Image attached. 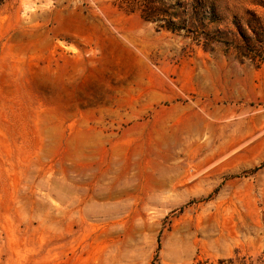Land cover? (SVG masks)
Returning <instances> with one entry per match:
<instances>
[{
    "label": "rangeland",
    "instance_id": "obj_1",
    "mask_svg": "<svg viewBox=\"0 0 264 264\" xmlns=\"http://www.w3.org/2000/svg\"><path fill=\"white\" fill-rule=\"evenodd\" d=\"M124 1L0 0V264H264V0Z\"/></svg>",
    "mask_w": 264,
    "mask_h": 264
},
{
    "label": "trees",
    "instance_id": "obj_2",
    "mask_svg": "<svg viewBox=\"0 0 264 264\" xmlns=\"http://www.w3.org/2000/svg\"><path fill=\"white\" fill-rule=\"evenodd\" d=\"M197 5L198 8H192L193 6L179 0L173 1L171 5H166L160 0H125L121 3V8L125 7L128 14L139 12L145 21L160 23V28L170 32L188 31L191 26H209L218 22L216 7L213 4ZM243 41L248 40L244 38Z\"/></svg>",
    "mask_w": 264,
    "mask_h": 264
}]
</instances>
